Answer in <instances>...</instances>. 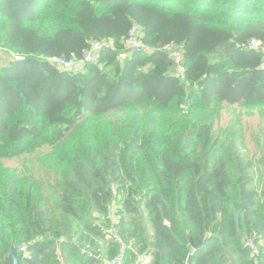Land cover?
I'll use <instances>...</instances> for the list:
<instances>
[{
  "label": "trees",
  "instance_id": "trees-1",
  "mask_svg": "<svg viewBox=\"0 0 264 264\" xmlns=\"http://www.w3.org/2000/svg\"><path fill=\"white\" fill-rule=\"evenodd\" d=\"M134 25L151 51L123 59ZM251 39L264 43V0H0V264L22 246V264H103L120 251L112 227L121 264H264V186L221 122L264 108ZM92 40L113 46L81 72L47 61ZM41 147L57 149L58 219L42 184L3 164Z\"/></svg>",
  "mask_w": 264,
  "mask_h": 264
},
{
  "label": "rangeland",
  "instance_id": "rangeland-1",
  "mask_svg": "<svg viewBox=\"0 0 264 264\" xmlns=\"http://www.w3.org/2000/svg\"><path fill=\"white\" fill-rule=\"evenodd\" d=\"M3 53L6 51L2 47L1 54ZM126 56H128L127 52H122L121 58L124 59ZM221 119L222 123L232 125L231 134L241 144L247 159L251 163V171L254 176L252 186L261 192L264 186V108L248 110L239 107H224ZM56 150L51 147H41L21 158L4 160L3 164L10 170L27 172L28 175L38 180L42 184L45 203L49 212L52 217L55 216L58 219V179L53 173L56 165V158L54 157ZM114 211L115 207L112 208L113 213ZM106 249L105 246L104 261H107ZM142 259L143 257L140 258V260ZM135 264H139V262Z\"/></svg>",
  "mask_w": 264,
  "mask_h": 264
},
{
  "label": "built area",
  "instance_id": "built-area-1",
  "mask_svg": "<svg viewBox=\"0 0 264 264\" xmlns=\"http://www.w3.org/2000/svg\"><path fill=\"white\" fill-rule=\"evenodd\" d=\"M124 51L127 52V55L130 56L132 53L135 52H145L149 53L151 49L146 46L143 41V33L142 29L134 25L130 30L128 36L124 39ZM113 45L112 43L101 42L97 40H92L89 44V47L83 51V55L81 59L75 57H66V56H56L47 59V61L53 65L55 68L61 71L67 72H81L88 64H96L99 62V58L101 52L105 48H111ZM242 49H252L258 52L263 57V64H264V43L257 39H251L248 42L242 43L240 45ZM163 51H166L170 57L172 58L174 65H175V75L178 77L184 78L186 68L184 66V49L183 47L171 43L163 48ZM2 52V46L0 44V54ZM109 234L116 239V241L120 245V251L117 257L112 260H107L103 264H121L126 251V246L122 242L121 238L118 236L115 227L109 229ZM247 245L254 251L255 254H258V250L254 245L253 240L248 239L246 241ZM19 255L23 257L28 256V247L22 246L18 249Z\"/></svg>",
  "mask_w": 264,
  "mask_h": 264
},
{
  "label": "water",
  "instance_id": "water-1",
  "mask_svg": "<svg viewBox=\"0 0 264 264\" xmlns=\"http://www.w3.org/2000/svg\"><path fill=\"white\" fill-rule=\"evenodd\" d=\"M18 61H23V59L18 58ZM236 224H237V230L240 232L241 228L239 225V219L237 218L236 220ZM190 244L191 246L196 250L198 249L200 246L195 245L193 239H190ZM84 251L94 255L95 257H99L98 253H95L94 251L90 250V249H84ZM23 256L19 255L18 251L16 249H12L10 256H9V264H22L23 262Z\"/></svg>",
  "mask_w": 264,
  "mask_h": 264
},
{
  "label": "crops",
  "instance_id": "crops-1",
  "mask_svg": "<svg viewBox=\"0 0 264 264\" xmlns=\"http://www.w3.org/2000/svg\"><path fill=\"white\" fill-rule=\"evenodd\" d=\"M10 62V56L7 53L0 54V67L8 64ZM88 249V248H87ZM92 250V249H90ZM93 251V250H92ZM105 262V261H104ZM103 262V263H104Z\"/></svg>",
  "mask_w": 264,
  "mask_h": 264
}]
</instances>
